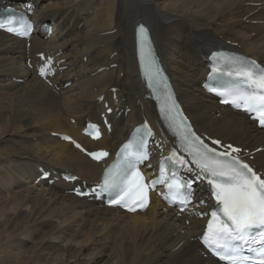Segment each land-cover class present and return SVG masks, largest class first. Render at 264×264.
Segmentation results:
<instances>
[{"label": "bare ground", "instance_id": "6f19581e", "mask_svg": "<svg viewBox=\"0 0 264 264\" xmlns=\"http://www.w3.org/2000/svg\"><path fill=\"white\" fill-rule=\"evenodd\" d=\"M5 2H34L35 20L62 31L47 41L35 37L29 57L25 42L0 33V264H212L199 258L190 238L197 225L184 232L160 205L130 216L69 195L77 181L66 185V176L95 179L99 166L55 136L68 133L97 149L80 130L86 115L105 112L104 103L93 108L102 95L120 109L123 94L132 98L128 125L114 132L116 140L105 135L101 146L115 148L137 123L138 110L154 121L135 78V26L145 21L197 130L246 150L261 147L264 133L218 106L201 83L204 56L231 42L264 61V0H0V7ZM46 49L62 50L69 66L55 79L58 94L25 68ZM95 71L98 77L90 78ZM112 82L121 88L117 105L106 91ZM42 166L60 172L50 178L58 180L53 186L49 179L36 183Z\"/></svg>", "mask_w": 264, "mask_h": 264}, {"label": "snow or ice", "instance_id": "6c2138e0", "mask_svg": "<svg viewBox=\"0 0 264 264\" xmlns=\"http://www.w3.org/2000/svg\"><path fill=\"white\" fill-rule=\"evenodd\" d=\"M7 23L9 32L27 35L31 31V25L22 19ZM13 24H19L22 30L12 27ZM4 27L0 22V28ZM137 37L140 75L157 99L161 117L178 145L161 162L159 176L151 181V186L164 185L167 189L165 200L180 205L183 212L192 200L193 183H206L214 204L210 213L199 214L209 217L201 237L204 248L224 264H264V177L241 159L243 150L240 147L201 137L192 130L154 55L143 25L137 29ZM214 55L217 59L209 79L219 86L210 87L209 91L221 97V103L243 110L264 127V69L254 60L240 56ZM50 63L49 60L48 65L40 68L41 76L48 75ZM99 135L97 131L93 138L98 139ZM152 136V129L145 122L121 146L116 160L105 170L98 187L100 193L110 194L111 205H119L129 212L148 206L149 184L145 183L138 165L149 158L148 138ZM64 139L70 140V137ZM75 146L85 151L81 145ZM88 154L97 161L109 155L106 151ZM182 172L191 173L193 179L185 178ZM65 179L75 180L76 177L66 176ZM76 194L87 195L78 189Z\"/></svg>", "mask_w": 264, "mask_h": 264}]
</instances>
